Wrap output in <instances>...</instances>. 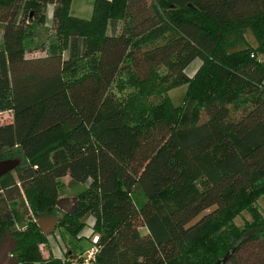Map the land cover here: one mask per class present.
<instances>
[{
    "label": "trees",
    "instance_id": "obj_1",
    "mask_svg": "<svg viewBox=\"0 0 264 264\" xmlns=\"http://www.w3.org/2000/svg\"><path fill=\"white\" fill-rule=\"evenodd\" d=\"M72 2L0 0V114L13 116L0 162L15 148L27 161L0 177V243L10 231L19 264H71L44 258L36 223L14 228L21 203L54 213L69 177L90 185L61 225L78 235L95 218L92 264H215L237 242L226 264H264V0H94L90 19ZM49 7L57 40L35 54L29 26ZM239 29L258 47L230 51L246 44ZM199 60L174 107L167 93L187 80L176 74ZM230 85L241 100L223 99Z\"/></svg>",
    "mask_w": 264,
    "mask_h": 264
},
{
    "label": "rangeland",
    "instance_id": "obj_2",
    "mask_svg": "<svg viewBox=\"0 0 264 264\" xmlns=\"http://www.w3.org/2000/svg\"><path fill=\"white\" fill-rule=\"evenodd\" d=\"M94 0H73L71 14L76 17L84 18V19H90L92 16L91 9H93V2ZM87 5L88 11H82L84 6ZM91 6V7H90ZM48 13V10H47ZM51 12H49L48 15H50ZM120 27L123 25V21L119 22ZM220 33H223V37H226L227 41H236L238 39H235L237 36V32L235 30H230L222 27L217 28ZM3 30H4V24L0 23V43L3 40ZM243 32V39L246 41V44L238 45V47L230 50V51H238L245 49L247 45L252 46L253 48L258 47L257 38L255 37L253 31L251 29H246ZM108 33H111V30H108ZM29 34L30 36L26 39L28 44L35 48L34 51L35 54H41L43 53L42 50H48L53 44L56 43L57 35H56V29L54 27L53 18L49 19L45 22V24L38 25L37 23L31 24L29 26ZM169 32L166 31V34L164 37L169 36ZM158 42L152 43L150 46H147V48H154L155 46L165 43L166 39H161L159 37ZM223 44V43H222ZM66 57H68L69 52L64 53ZM202 63L201 61H195L194 64H192L182 75L176 74L177 77H184L187 79L186 83L182 84L180 87L172 89L168 91L167 95L169 99L171 100L174 107H182L184 105L185 101V95L188 90V87L190 85L191 80L196 76V74L199 73L201 70ZM158 71L161 75H166L169 73L168 69L164 67H157ZM188 82V83H187ZM114 86H119V83H115ZM115 90L119 93V95L124 99L127 96V93H129V90H119L118 87H114ZM234 95L236 98L231 99L230 96ZM151 100L158 99L157 96H153L150 98ZM223 99L226 102H236L237 100H241V94L236 91L235 87H227L225 90V96ZM13 120V116L11 113H1L0 114V124H7ZM19 148H15L11 151H9V157L11 159H20L21 162H27L25 158L23 157L22 153L19 152ZM90 182H88L85 185H78V186H71L70 185V178L65 177L62 178L60 181V197H77L79 194L84 192L89 188ZM141 199V197H139ZM258 208L261 212L264 213V196H262L257 204ZM16 209L20 211V215L16 216L15 219L17 220L20 218V221H17L14 225V228L16 230H27L28 226H30L29 222L36 223L37 220L41 219L42 217H38L36 213H34L33 210H30L27 212L25 210V206L20 204V206L16 205ZM56 215L58 219V225L56 228V231L50 235L46 236V242L42 243L40 245V249L43 253V256L45 259H50L51 257L53 259H60L62 263L70 262L71 264H83L82 260L79 258L80 253H84L83 257H88V252L94 248L96 245L92 242L95 237H97L96 233L94 232V224H95V218L91 215H86L81 219V221L85 222L86 226L84 229L81 230V232L78 235H73L70 232L67 231L65 226H62L61 224L64 222L66 214L64 211L60 210L58 207H55L54 213H50L49 216ZM244 217V218H243ZM243 219L241 217H238L236 219V223L239 226H243L245 219H250V216L248 213H244ZM241 255V254H240Z\"/></svg>",
    "mask_w": 264,
    "mask_h": 264
},
{
    "label": "water",
    "instance_id": "obj_3",
    "mask_svg": "<svg viewBox=\"0 0 264 264\" xmlns=\"http://www.w3.org/2000/svg\"><path fill=\"white\" fill-rule=\"evenodd\" d=\"M20 164L21 161L18 159L0 162V177L14 171ZM56 207L69 215H73L78 211L79 199L77 197H62L57 201ZM37 225L45 236H50L56 231L57 217L53 215L50 218H41L37 220ZM239 243L237 242L215 264H226L235 253ZM17 249V239L12 236L10 231H7L3 241L0 243V264H19L20 259L14 256Z\"/></svg>",
    "mask_w": 264,
    "mask_h": 264
},
{
    "label": "built area",
    "instance_id": "obj_4",
    "mask_svg": "<svg viewBox=\"0 0 264 264\" xmlns=\"http://www.w3.org/2000/svg\"><path fill=\"white\" fill-rule=\"evenodd\" d=\"M98 237H95L94 239H93V243L96 245L94 248H92L89 252H88V257L87 258H84L83 257V254L84 253H82V254H80L79 255V258L82 260V263L83 264H92L93 262H94V260H95V256H96V254H97V252H98V247H97V243H98Z\"/></svg>",
    "mask_w": 264,
    "mask_h": 264
},
{
    "label": "crops",
    "instance_id": "obj_5",
    "mask_svg": "<svg viewBox=\"0 0 264 264\" xmlns=\"http://www.w3.org/2000/svg\"><path fill=\"white\" fill-rule=\"evenodd\" d=\"M93 2H94V1H93ZM72 4H73V3H72ZM90 7H91V6H90ZM52 9H53V8H51V7L48 8L47 20H46V21H48L49 19L52 18ZM71 9H72V7H71ZM82 11H88V7H87V5L84 6V8L82 9ZM92 11H93V9H91V12H92ZM49 12H51L50 15H48Z\"/></svg>",
    "mask_w": 264,
    "mask_h": 264
},
{
    "label": "flooded vegetation",
    "instance_id": "obj_6",
    "mask_svg": "<svg viewBox=\"0 0 264 264\" xmlns=\"http://www.w3.org/2000/svg\"><path fill=\"white\" fill-rule=\"evenodd\" d=\"M78 198V197H77ZM61 210V209H60ZM65 213V212H64ZM65 214H67V213H65ZM69 215V214H68ZM53 216V215H52ZM52 216H48V217H45V218H50V217H52ZM56 216V215H55ZM57 217V216H56ZM57 225H58V219H57ZM15 256V255H14ZM16 257V256H15Z\"/></svg>",
    "mask_w": 264,
    "mask_h": 264
}]
</instances>
